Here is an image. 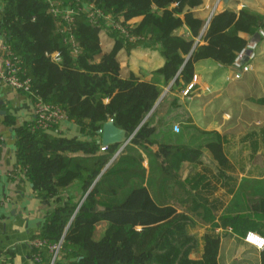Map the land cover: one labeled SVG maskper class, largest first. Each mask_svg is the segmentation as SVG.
<instances>
[{"label": "trees", "instance_id": "obj_1", "mask_svg": "<svg viewBox=\"0 0 264 264\" xmlns=\"http://www.w3.org/2000/svg\"><path fill=\"white\" fill-rule=\"evenodd\" d=\"M81 1L87 7L67 24L59 22L46 0H0V34L23 61L25 76L31 80L28 96L33 102L59 107L81 134L69 137L57 132L58 126L32 129L27 121L17 125L7 118L14 125L16 170L33 184V192L46 206L32 236L29 258L33 264H50V246L60 243L54 264H219L221 240L228 229L245 235L247 224H254L263 234L264 177L242 178L217 221L211 209L198 201L199 213L157 203L145 185L139 148L154 151L164 174L182 189H187L183 163L196 161L204 150L219 165L227 163L224 141L187 125L192 119L175 105V99L164 115H158L168 99L161 95L167 86L170 93L181 92L202 61L218 64L220 74L233 66L248 45L242 34L253 36L264 30V16L226 8L207 21L197 10L203 0ZM94 10L115 20L122 18L124 24L142 17L127 24L136 39L129 40L103 18L94 22ZM183 27L188 36L178 33ZM103 32L113 42L109 50L103 49ZM141 45L156 48L164 59L152 80L134 72L121 73L119 53ZM54 52L58 60L52 57ZM260 107L264 109V95ZM173 118H181L191 130L189 135L200 138L198 143L164 142ZM111 119L131 137L121 150L116 144L101 150L99 131ZM127 186L128 191L116 199ZM101 222L107 226L98 236ZM198 223L210 227L201 238L191 231ZM37 240L44 245L36 247ZM201 243V259L191 258ZM8 256L14 264L12 254ZM260 264H264V249Z\"/></svg>", "mask_w": 264, "mask_h": 264}, {"label": "crops", "instance_id": "obj_2", "mask_svg": "<svg viewBox=\"0 0 264 264\" xmlns=\"http://www.w3.org/2000/svg\"><path fill=\"white\" fill-rule=\"evenodd\" d=\"M226 8L247 9L264 16V0H229L227 4H224L223 0H203L197 10L208 21L212 15ZM1 11L0 5V14ZM141 19L142 17H135L129 23H138ZM178 33L189 35L186 27L181 28ZM242 36L248 40V44L252 43V36L247 34ZM101 42L104 50H109L113 46V42L104 32L101 35ZM256 43V57L242 63H248L252 68L244 73L241 79L231 78L233 66L220 74L221 67L207 60L196 66L190 83L193 86L187 95H184L183 91L190 84L178 93H170L169 86L163 88L161 98L167 96L168 99L159 109L158 115H164L175 99V105L180 106L192 119V123L187 125L198 132L215 133L221 141H224L223 151L228 161L224 165H219L210 152L204 150L196 161L184 162L181 174L187 189H182L175 186L170 177L164 174L154 151L139 148L146 168L145 185L157 203L173 205L178 203L174 206L180 212L199 213L201 208L195 210L198 201L209 207L219 221L242 178L264 177V173L260 174L259 171L263 166L259 153L261 147H264V109L260 107V99L264 95V36H261ZM3 44V35L0 34V69ZM119 59L123 76L134 72L146 80L155 78V71L164 64V59L158 50L145 45L130 51L122 50ZM32 117L33 103L28 94L14 90L0 76V136L3 137L0 146V264H10L8 254H12L14 264H33L29 258L32 236L37 233L46 214V206L36 197L31 182L22 172L16 170L18 160L14 125L7 123V118L14 120L18 125L24 121L28 122ZM180 119L173 118L174 123L167 129L163 141L198 143L199 137L193 138L190 135L180 137L179 132L174 130L175 125L179 127L185 125ZM58 130L57 132L69 137L81 135L78 127L69 121L64 122ZM254 147L259 149L251 159ZM99 225L100 228L98 229V226L96 228L98 236L107 223L101 222ZM198 228L193 231L198 237L210 229L209 225L202 223H198ZM214 230L219 232L221 227H215ZM197 232L201 233L197 234ZM232 234L235 238L244 241V235H237L233 231ZM227 236L221 240L219 264H222L221 258ZM233 241L235 239L229 240V243ZM234 254L228 259L231 257L234 259L236 257ZM254 255L255 264H260V250ZM190 257L201 259L202 243L191 252ZM244 261L228 260L227 263L249 264L248 260Z\"/></svg>", "mask_w": 264, "mask_h": 264}, {"label": "built area", "instance_id": "obj_3", "mask_svg": "<svg viewBox=\"0 0 264 264\" xmlns=\"http://www.w3.org/2000/svg\"><path fill=\"white\" fill-rule=\"evenodd\" d=\"M49 2L51 7L52 14L59 20L60 23L69 24L72 21V18L75 14L82 12L87 6L81 0H73L75 4L69 2V0H46ZM93 8V5L89 6ZM99 18H103L109 23L114 29L123 33L129 40H135L136 37L130 36L128 32V23H122V18L115 20L111 15H104L99 10H94L91 15V19L94 22H98ZM260 35L264 36V30H261ZM4 44L1 47V62L2 66L0 69V76L2 80L8 84L11 88L17 91L29 93L31 87V80L25 76V69L23 67L22 59L17 56L5 42L3 36ZM70 40L73 42V37L70 36ZM256 47L257 43H249L247 47L241 52L237 57L233 67V73L231 78L241 79L244 73L251 70L250 64H242L241 59L245 55L246 50H251L248 54V59L253 60L256 57ZM54 59L58 60V53L54 52L52 54ZM193 84H190L184 91L183 94L187 95L189 90L192 88ZM33 117L28 121L32 129L40 130H50L55 126L60 127L64 122L68 121L65 113L57 106L45 103L41 100L33 102ZM176 132L180 131L178 125L174 126ZM3 143V137L0 136V146ZM105 147H101V150H104ZM231 229V228H230ZM244 241L250 246L256 248L257 250L264 249V235L259 234L254 231H247L244 235ZM44 241L37 240L35 242L36 247H41L44 245ZM61 248L60 243L50 246V251L52 253L50 264H54V261L59 253ZM36 261H39V256L36 257Z\"/></svg>", "mask_w": 264, "mask_h": 264}, {"label": "rangeland", "instance_id": "obj_4", "mask_svg": "<svg viewBox=\"0 0 264 264\" xmlns=\"http://www.w3.org/2000/svg\"><path fill=\"white\" fill-rule=\"evenodd\" d=\"M181 127H180V131H179V135L180 136L181 135L182 136L183 135L187 136V135L190 134L191 130L189 129V127H187L186 125H182ZM254 149H256V148L255 147L253 148V155H252L251 159L253 157H255L254 156L256 154L255 152H257V149H259V148H257L256 150H254ZM259 154H260L261 160L263 162V166H261L259 171H260V174H263L264 173V147L263 146L261 147V151H260ZM246 161H248V158L246 159ZM128 189H129V186L123 187L120 190V192H119L118 196L116 197V199H121L122 196L128 191ZM221 204L223 205V202H221ZM174 205H178V203H175ZM97 226H98V229H99L100 225L98 224ZM242 226H243V223H240L239 227L243 231L244 229L242 228ZM246 227H247L246 231H254V232L259 233L258 230L260 228V225L247 224ZM197 229H199L198 228V224L196 226H194L191 229V231L193 232V231H196ZM227 232H228L227 233L228 236H227L226 243H225V245L223 247V253H222V258H221L222 264H228L227 263L228 260L232 261V262H236V261H240L241 262V261H244V260H248L249 264H255V255L254 254H255V252H257V249L252 247V246H250L249 244L247 245V243H245L241 239L235 238L233 236V234H232L231 229H228ZM199 233H201V232H197V234H199ZM262 235H264V232H263ZM199 238H201V237H199ZM229 238H232V239H229ZM233 239H235V241H233V243L232 242L229 243V240H233ZM234 252L236 254H234ZM232 254H234L236 257L234 259H232V257L230 259H228L230 256H232Z\"/></svg>", "mask_w": 264, "mask_h": 264}, {"label": "water", "instance_id": "obj_5", "mask_svg": "<svg viewBox=\"0 0 264 264\" xmlns=\"http://www.w3.org/2000/svg\"><path fill=\"white\" fill-rule=\"evenodd\" d=\"M224 4H227L229 0H223ZM252 42L256 43L260 40L261 35L260 33H256L252 36ZM251 52V50H246L245 55L242 57L241 63H245L248 60V54ZM170 89V87H169ZM101 134V145L102 147H107L109 145H120V150L124 148L129 142L131 137L127 135L126 131L124 129L118 128L114 121L111 119L107 122H105L102 126V129L99 131ZM120 150L117 152L116 156L120 152ZM113 161V160H112ZM112 161L108 164L107 167L112 163ZM31 186L33 187V184L31 183Z\"/></svg>", "mask_w": 264, "mask_h": 264}]
</instances>
